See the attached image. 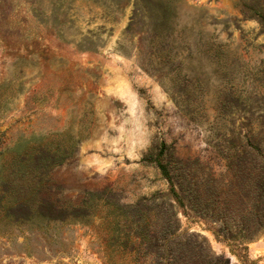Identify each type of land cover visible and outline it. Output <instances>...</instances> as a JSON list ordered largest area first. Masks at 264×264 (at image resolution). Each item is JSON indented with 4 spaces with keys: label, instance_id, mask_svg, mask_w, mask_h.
<instances>
[{
    "label": "rangeland",
    "instance_id": "rangeland-1",
    "mask_svg": "<svg viewBox=\"0 0 264 264\" xmlns=\"http://www.w3.org/2000/svg\"><path fill=\"white\" fill-rule=\"evenodd\" d=\"M250 7L0 0V264H264Z\"/></svg>",
    "mask_w": 264,
    "mask_h": 264
},
{
    "label": "trees",
    "instance_id": "trees-1",
    "mask_svg": "<svg viewBox=\"0 0 264 264\" xmlns=\"http://www.w3.org/2000/svg\"><path fill=\"white\" fill-rule=\"evenodd\" d=\"M251 2L254 8L252 9L250 7L249 8L250 12L247 13H249L250 16L256 17L261 23L264 24V0H251ZM5 193L6 191L3 194ZM26 195L27 194L23 192L21 189H14L10 191L5 197L6 199L5 206L8 208V207H12L14 204H24L27 200Z\"/></svg>",
    "mask_w": 264,
    "mask_h": 264
}]
</instances>
